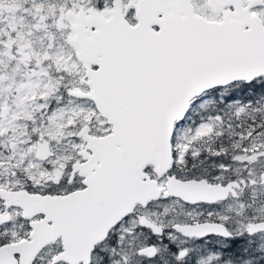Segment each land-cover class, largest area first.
I'll return each mask as SVG.
<instances>
[{"label": "snow or ice", "instance_id": "obj_1", "mask_svg": "<svg viewBox=\"0 0 264 264\" xmlns=\"http://www.w3.org/2000/svg\"><path fill=\"white\" fill-rule=\"evenodd\" d=\"M0 264H264V0H0Z\"/></svg>", "mask_w": 264, "mask_h": 264}]
</instances>
